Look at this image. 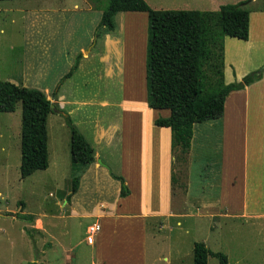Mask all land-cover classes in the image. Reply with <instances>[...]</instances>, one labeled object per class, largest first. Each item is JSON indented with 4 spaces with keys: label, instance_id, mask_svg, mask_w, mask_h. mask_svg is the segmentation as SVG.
I'll return each mask as SVG.
<instances>
[{
    "label": "crops",
    "instance_id": "1",
    "mask_svg": "<svg viewBox=\"0 0 264 264\" xmlns=\"http://www.w3.org/2000/svg\"><path fill=\"white\" fill-rule=\"evenodd\" d=\"M82 1L85 3L82 11L90 15L89 20L92 22L88 24L86 18H81L78 27L84 30L79 34L76 30L63 34L47 30L46 26L52 19L44 18L41 15L44 13L41 12H33L31 17H26L30 26L23 36L24 55L20 73L3 79L20 86L41 90L70 117L73 116L74 119L75 114H80L81 122H79L91 125L90 128H86V137L91 138L89 144L94 151L95 161L82 173L78 188L70 195V199L66 200V196L70 193L68 189L67 193H59V195L65 194L64 198L58 197L55 201V204L62 209V213L57 212L55 216L74 219L79 225H84L83 237L75 243L59 246L60 262L51 263L43 252L41 256L43 264H172L173 260L181 264V257L175 258L169 253L167 248L170 247L168 242L170 240L162 232L167 230L172 232V224L180 225L182 224L180 218H187L193 214V210L189 207L194 196L190 191L188 176L194 127L190 147L184 154L187 159L184 186H179L180 182L177 176H174L171 130L169 127L157 126L154 123L160 116L167 117L168 109L149 108L146 100L140 103L136 98V103L131 107L139 117V130L137 144L132 150L125 143L123 136L116 138L119 132L117 127L99 124L98 114H93L88 107L94 105L100 110L109 105L107 98L97 95L92 101L90 97L81 95L78 97L68 85L77 72L84 69L86 64H91L92 58L97 59V71L101 69V77L105 75L107 78L115 71L120 73L122 68L119 59L123 56V44L114 34L115 32L104 33L99 37L97 51L92 54L98 39L94 41L93 30L96 22L100 20L102 4L95 0ZM74 6L78 9L77 4ZM204 7L201 10H210L208 6ZM142 13L145 14L141 15ZM117 15L123 19L127 15L136 19L139 17L147 19V13L140 11H119L115 14ZM263 43L264 11L259 13L250 11L248 38L242 40L230 36L224 37L223 81L225 84L240 80L257 67L258 64H254L253 56ZM88 46H90L89 52L86 51ZM145 53L143 52L142 55L143 60ZM78 54H81V57L76 70L63 81L56 95L52 97L56 83L70 69ZM96 94H99L98 91ZM263 95L264 73L259 80L244 89L232 90L226 96L222 117L223 153L220 163L219 196L212 201V206L211 201L203 203L202 206L201 204L195 206L197 209L204 206V212L201 210L199 214L206 212L212 214V208L218 207L230 215L238 208L244 210L246 215H253L256 209H251L249 200L263 198L264 163L259 166L246 160L238 167L242 153L243 158L245 157L244 148L247 144L246 112L252 103L262 106ZM231 101L238 109H235L232 122L227 117L228 105ZM56 115L60 117L62 125L66 124L60 115ZM49 116L51 114H48L47 122ZM253 131V138L260 140L261 131H258L257 127ZM120 133L124 135L122 129ZM97 159H102L106 165L98 163ZM232 162L234 171L231 167ZM110 172L123 177L124 185L128 190L126 196L120 195L121 183L114 179ZM233 177L239 182L235 180V183L243 186L236 188L233 197L224 198L222 182L226 184L228 178ZM255 184L259 188H255L253 186ZM41 222L38 231L45 235L44 222L42 220ZM93 224H97L99 228L94 233H89L88 228Z\"/></svg>",
    "mask_w": 264,
    "mask_h": 264
},
{
    "label": "rangeland",
    "instance_id": "2",
    "mask_svg": "<svg viewBox=\"0 0 264 264\" xmlns=\"http://www.w3.org/2000/svg\"><path fill=\"white\" fill-rule=\"evenodd\" d=\"M145 1L151 8L156 9L201 10L205 8L204 6H208L210 10H215L221 4L244 0ZM75 4L78 9L74 8ZM84 4L82 0H0V78H2L0 80L20 73L24 55L23 36L30 26L26 17H31L33 12H41L44 13L41 14L44 18L52 19L47 26L45 25L47 30L61 34L76 30L79 34L84 30L78 27L81 18H86L88 24L92 22L89 20L90 15L82 11ZM247 8L252 12H262L264 0H250ZM55 20L56 22L53 23ZM114 20L116 24L114 34L123 44V56L119 59L122 71L120 73L115 71L107 78L105 75L101 77V69L97 71V59L92 58L91 64H86L84 69L77 72L68 86L72 87L75 96L78 97L80 95L90 97L92 101L97 95L106 97L108 106L99 110L93 105L88 109L92 110L93 114H98L100 125L117 127L119 132L116 138L123 136L125 143L132 150L137 144L139 117L131 106L136 103V98L140 103L147 101L146 56L144 60L142 56L143 52H146L147 19L131 18L130 15L123 19L117 15ZM94 46L92 54L98 49L99 38ZM89 50L90 46L86 51ZM253 59L254 64H258L253 70H260L264 66V43L255 52ZM97 91L99 94H96ZM235 109L238 110L236 104L231 101L227 110V117L231 122ZM50 114L47 122L49 167L36 170L30 176L21 179L19 175L21 104L17 103L14 112H0V264L29 262L43 264L41 257L43 252L51 263L60 262L59 246L75 243L83 237L84 225H79L74 219L55 216L57 212L62 213V209L55 204V201L58 197L65 196L59 193H67L66 191L71 188L70 131L66 124L60 123V117L55 113ZM72 117L74 125L85 134L83 135L87 140L86 128H90L91 125L80 123V114H75L74 119ZM222 117L195 124L188 176L190 191L194 196L191 200L192 207H189L193 210V214L187 218H180L182 221L180 225L172 224V232L167 230L162 234L170 240L168 241L170 247L167 248L169 253L172 257H181V264H192L193 244L197 241L204 242L213 251L225 254L228 264H264V194L263 198L249 200L251 209H256L255 212H258H253V215H246L241 208L232 215L224 213V209L218 207L212 208L214 211H211L212 214L206 211L204 214H199L201 210L204 212V206L199 207V210L195 208L208 201H211L212 206V201L219 196L220 163L223 153ZM245 126L248 134L245 148L248 150L244 148L245 157L243 158L242 153L238 167L246 160L262 166L264 102L262 106L255 103L250 105L245 116ZM256 127L262 133L258 141L253 138V129ZM121 129L124 135L120 133ZM89 140L91 141V138L87 140L90 143ZM173 155L174 176H177L179 186H184L186 156H182L179 151H175ZM101 161L106 165L102 159ZM231 167L234 171L233 162ZM228 180L226 184L222 182L224 198L233 197L236 188L243 186L237 184L238 179L234 177ZM253 186L259 188L256 184ZM242 207L244 208V201ZM31 214L32 220L29 218ZM41 220L44 222L45 235L38 231ZM173 261L172 264L180 263L177 260ZM207 264H219V262L216 257L209 256Z\"/></svg>",
    "mask_w": 264,
    "mask_h": 264
},
{
    "label": "trees",
    "instance_id": "3",
    "mask_svg": "<svg viewBox=\"0 0 264 264\" xmlns=\"http://www.w3.org/2000/svg\"><path fill=\"white\" fill-rule=\"evenodd\" d=\"M95 1L103 7L94 30V41L104 33L115 31L117 12L147 13V105L152 109L169 110L167 117L160 116L154 123L170 128L173 153L179 151L183 156L190 147L194 125L220 119L228 93L244 89L259 80L264 72L263 66L238 81L228 84L223 81L224 37L248 38L250 11L247 4L250 0L221 4L216 10L154 9L145 0ZM80 57L81 54L75 57L70 69L56 83L52 97L76 70ZM18 102L21 104V179L48 167V114H59L69 127L71 188L66 196L69 200L78 188L82 173L95 161L91 145L68 113L59 109L41 90L0 80V112H14ZM110 174L121 183L120 195L126 196L128 190L123 177ZM29 218L32 220V215ZM209 256L216 257L219 264H228L222 252L211 250L202 241L194 242L193 264H207Z\"/></svg>",
    "mask_w": 264,
    "mask_h": 264
},
{
    "label": "built area",
    "instance_id": "4",
    "mask_svg": "<svg viewBox=\"0 0 264 264\" xmlns=\"http://www.w3.org/2000/svg\"><path fill=\"white\" fill-rule=\"evenodd\" d=\"M99 228V226L97 224H93L91 226H89V233H94L95 231H97Z\"/></svg>",
    "mask_w": 264,
    "mask_h": 264
},
{
    "label": "water",
    "instance_id": "5",
    "mask_svg": "<svg viewBox=\"0 0 264 264\" xmlns=\"http://www.w3.org/2000/svg\"><path fill=\"white\" fill-rule=\"evenodd\" d=\"M53 107H54V106L52 105V108H53ZM97 162L103 165L101 159H97ZM39 264H42V263H39Z\"/></svg>",
    "mask_w": 264,
    "mask_h": 264
}]
</instances>
